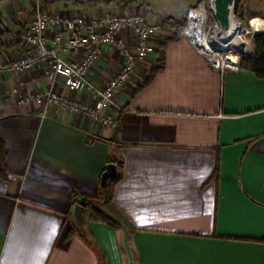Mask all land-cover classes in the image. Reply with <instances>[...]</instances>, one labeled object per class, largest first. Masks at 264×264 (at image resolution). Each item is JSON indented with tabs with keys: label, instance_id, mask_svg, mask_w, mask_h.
I'll return each instance as SVG.
<instances>
[{
	"label": "crops",
	"instance_id": "1",
	"mask_svg": "<svg viewBox=\"0 0 264 264\" xmlns=\"http://www.w3.org/2000/svg\"><path fill=\"white\" fill-rule=\"evenodd\" d=\"M37 4L43 13L86 20L137 13L155 24L160 16L139 0ZM37 4L13 0L0 8V60L30 54L12 39ZM158 25L156 50L170 33ZM58 30L50 25L47 38ZM121 37L134 42L128 31ZM62 56L76 61L82 52ZM161 56L164 70L148 86L138 91L155 55L137 63L114 97L115 128L38 104L34 97L45 92L96 102L47 79L44 62L0 75L8 174L0 178V264H264V80L242 69L221 78L185 38ZM123 64L104 47L87 81L103 87ZM110 159L121 174L111 201L132 229L87 221L93 245L76 233L67 238L72 207L99 196Z\"/></svg>",
	"mask_w": 264,
	"mask_h": 264
},
{
	"label": "built area",
	"instance_id": "2",
	"mask_svg": "<svg viewBox=\"0 0 264 264\" xmlns=\"http://www.w3.org/2000/svg\"><path fill=\"white\" fill-rule=\"evenodd\" d=\"M12 1L0 0V8ZM38 1L36 0V4ZM238 1L232 0L228 16L229 26L232 20L234 32L238 37L235 43L232 40L228 43L223 41L229 27L227 30L222 29L216 20L214 0H209L208 11L198 5L188 9L186 14L184 38L221 78L228 72H239L240 60L252 53V49L249 46L244 47L241 41L248 31L237 20ZM50 25L59 28L51 39L46 36ZM262 25L264 26V22L258 20L259 29ZM125 31L133 35L132 45H127L121 37ZM155 32L156 25L148 23L141 15H108L102 19L86 20L81 15L64 17L43 13L37 4L21 35V43L30 54L20 59L0 60V75L23 72L37 63L44 62L47 64V79H60L70 92L91 93L96 102L89 105L55 92H45L34 97L38 104L54 106L70 114L82 115L93 122L115 128L117 117L114 97L129 81L138 62L150 56H159V50H156L151 40ZM104 47L117 50L124 59V64L105 86L97 87L90 84L86 76L99 61ZM66 51H81L82 56L79 60L67 61L62 56Z\"/></svg>",
	"mask_w": 264,
	"mask_h": 264
},
{
	"label": "trees",
	"instance_id": "3",
	"mask_svg": "<svg viewBox=\"0 0 264 264\" xmlns=\"http://www.w3.org/2000/svg\"><path fill=\"white\" fill-rule=\"evenodd\" d=\"M188 11V10H187ZM239 13V10H237V15ZM186 14L185 17H182L181 19H175L173 17H166L163 20L164 25L169 29L170 34L164 38V40L158 45L160 51L163 50L168 44L176 43L182 38L183 36V30L185 27V21H186ZM254 28H252L253 33L255 34L252 37L253 42V53L249 57H244L240 60L239 66L242 70H247L252 72L257 79L264 80V33L258 32V24H253ZM262 27V26H260ZM23 33V30H21L18 33L13 34L12 44L13 46H18L21 44V35ZM248 41H244L242 44L244 46H248ZM3 46V45H2ZM160 54V53H159ZM229 59H231L229 57ZM164 62L162 57H158V60L156 63L149 69L148 76L143 81L141 87L138 89L142 90L146 86H148L154 77L164 70ZM5 158H6V145L3 139L0 138V178H7V168L5 164ZM109 164H114L115 167L117 164L116 160H109ZM117 169V168H116ZM121 177L120 172L117 170L115 178L111 179L108 183V187L106 191H101L99 196L96 199L87 201L84 204V225L87 221L92 223H100V224H106L111 227L115 226H124L128 229H132V226L129 224V222L123 217V215L116 209V207L113 205L111 201L112 192H113V185L114 183L119 180ZM213 177H218V158L216 159V167L213 173ZM73 221V220H72ZM85 230V228H84ZM73 233L78 234L79 236H82L77 226L72 223V233L67 236V238H70ZM86 234V243L88 245H93L92 241L88 238V234L85 230Z\"/></svg>",
	"mask_w": 264,
	"mask_h": 264
},
{
	"label": "rangeland",
	"instance_id": "4",
	"mask_svg": "<svg viewBox=\"0 0 264 264\" xmlns=\"http://www.w3.org/2000/svg\"><path fill=\"white\" fill-rule=\"evenodd\" d=\"M139 1L140 2L141 1H148L150 4H152L154 9L159 10L160 16L156 15V17L158 19L157 20L158 23L156 21L154 22L155 23L154 25H156V32L153 35V37L151 38V40H153L154 37L157 35V31H158L157 28L159 26L158 24L159 23L161 24L163 22L164 18L173 17L175 19H181L182 17H185V13L187 12V10L193 6L201 5L206 10L209 9V7H210L209 0H139ZM238 10H239V13L237 15V20L241 24V26L248 31V34H246L241 41H243V42L248 41L249 42L248 46L250 47V49H252V52H253L254 46H253V42H252V37L255 34L253 33L251 27L253 26V24H258V20L264 22V0H239L238 1ZM130 15H141V14L132 13ZM141 16H143V15H141ZM143 17L146 21H149L148 16H143ZM252 21H254V22L251 24ZM163 27H166L164 25V23H163ZM261 29L264 30L263 25H262ZM258 32L261 33L262 30H258ZM248 46L246 45L244 47H248ZM156 47H158V46H156ZM157 49H159V48H157ZM243 49H245V48H243ZM159 53H160L159 56L162 57L161 51H159ZM250 55H251V53L247 54L245 56H250Z\"/></svg>",
	"mask_w": 264,
	"mask_h": 264
},
{
	"label": "water",
	"instance_id": "5",
	"mask_svg": "<svg viewBox=\"0 0 264 264\" xmlns=\"http://www.w3.org/2000/svg\"><path fill=\"white\" fill-rule=\"evenodd\" d=\"M232 4V0H214L215 17L220 27L227 30L229 27V6ZM117 173L114 164L107 165L105 171L101 175L100 188L102 191H106L108 183L111 179L115 178ZM84 203L80 202L72 207V220L79 229L81 235L86 237L84 230Z\"/></svg>",
	"mask_w": 264,
	"mask_h": 264
},
{
	"label": "bare ground",
	"instance_id": "6",
	"mask_svg": "<svg viewBox=\"0 0 264 264\" xmlns=\"http://www.w3.org/2000/svg\"><path fill=\"white\" fill-rule=\"evenodd\" d=\"M234 30H235V26L233 24V21L231 20L228 34H226V38L223 41H225L227 43L231 42V40L233 43L237 42L238 37L236 36Z\"/></svg>",
	"mask_w": 264,
	"mask_h": 264
}]
</instances>
